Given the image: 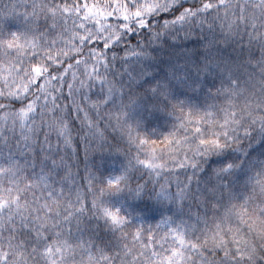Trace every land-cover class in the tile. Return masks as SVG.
Returning <instances> with one entry per match:
<instances>
[{
  "label": "clouds",
  "instance_id": "9594fccd",
  "mask_svg": "<svg viewBox=\"0 0 264 264\" xmlns=\"http://www.w3.org/2000/svg\"><path fill=\"white\" fill-rule=\"evenodd\" d=\"M0 264H264V0H0Z\"/></svg>",
  "mask_w": 264,
  "mask_h": 264
}]
</instances>
